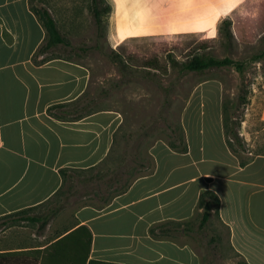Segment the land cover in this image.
Returning <instances> with one entry per match:
<instances>
[{
  "label": "crops",
  "instance_id": "0c3cea01",
  "mask_svg": "<svg viewBox=\"0 0 264 264\" xmlns=\"http://www.w3.org/2000/svg\"><path fill=\"white\" fill-rule=\"evenodd\" d=\"M108 1L110 39L118 44L144 19L130 17L129 6L144 2ZM150 1L151 12L165 0ZM31 4L0 0V264H85L88 252L86 264H203L187 239L155 237L151 229L193 221L202 212L199 199L206 190L220 199V221L232 249L247 264H264V151L254 155L229 146L219 80L200 83L185 105L181 123L188 151L155 142L153 169L107 206H83L52 219L43 230L25 220L40 215L41 208L19 214L52 199L62 186V169H89L104 161L124 120L116 110L75 121L49 115L50 107L88 92L91 72L66 58L36 60L46 31Z\"/></svg>",
  "mask_w": 264,
  "mask_h": 264
},
{
  "label": "rangeland",
  "instance_id": "374dc122",
  "mask_svg": "<svg viewBox=\"0 0 264 264\" xmlns=\"http://www.w3.org/2000/svg\"><path fill=\"white\" fill-rule=\"evenodd\" d=\"M140 5H130V17H144L135 32L113 44L110 39L112 12L105 18L103 32L95 23L91 0H35L33 6L48 8L71 44L59 47L48 55H38L36 60L62 57L86 65L91 72L87 99L91 106L81 114L99 110H116L123 115L111 154V169L123 171L131 179L150 171L152 144L173 138V131L182 128L181 116L194 89L206 80H219L224 86V105L234 121L241 123L239 133L248 153L264 151V0H163L152 5L142 0ZM150 12V13H149ZM119 16H116V20ZM230 21L233 44H225L222 27ZM197 54L218 58H231L245 63L244 84L249 95L240 103L242 78L233 67L211 69L203 73L173 68L170 57L183 63ZM119 56L125 64L115 62ZM261 57V58H257ZM157 59L161 70L146 67L148 61ZM173 130V131H172ZM90 176V174L86 175ZM89 177H87L88 179ZM76 179L69 197L51 201L39 214L58 204L64 208L53 219L73 213L76 209L104 205L93 194L90 183ZM124 181L127 179H123ZM57 204V205H56ZM200 213L191 225L193 233H174L176 240H188L198 251L203 264H242L243 259L228 242V231L216 215L200 229ZM174 227V226H173ZM187 236V238H185Z\"/></svg>",
  "mask_w": 264,
  "mask_h": 264
},
{
  "label": "trees",
  "instance_id": "16d2710c",
  "mask_svg": "<svg viewBox=\"0 0 264 264\" xmlns=\"http://www.w3.org/2000/svg\"><path fill=\"white\" fill-rule=\"evenodd\" d=\"M34 1L35 0H32L31 9L34 12V14L38 17V19L40 20L46 31L45 42L38 49L36 56L48 55L59 47L71 48V44L67 41V39L61 32L57 24V21L51 14L50 10L45 7L38 8L33 6ZM91 3H92V14L95 19V23L98 29L102 31V33H104L103 27L105 23V18H108L110 16L112 12V7L107 2V0H91ZM231 26L232 24L230 21H225L222 27V34L225 39V44L229 46V48L233 44V33L231 31ZM55 58H62V57H50V58L46 57L42 61H40V63H44ZM257 58H261V57H257ZM114 60L116 63L120 64V66H123V64H125V62L119 56H116ZM170 63L173 68L180 69L182 71H190L197 73H203L211 69L233 67L241 75L242 83L244 82L245 63L243 61L233 60L228 57L221 59L209 54H197L192 58H188V60L184 61L183 63H179L176 59L170 57ZM145 66L150 68H155L157 70H161V66L157 59H152L148 61ZM241 92L242 94L240 95V103L245 104L248 100L249 91L244 83L242 84ZM91 104H92V99L91 98L87 99V92H86L82 97H80L78 100L74 102L57 104L50 107L48 113L50 116L58 120L75 121L92 113L89 112L86 114H81L86 109H88L91 106ZM234 108L235 107L231 108V115L229 116V118H227L225 115L226 112H228V108L227 106L224 105V126L228 138V144L231 147V149L235 152L247 153L248 150L246 147V143L243 137L239 133V127L241 126V123L234 121L235 118L233 111ZM118 130L114 135V142L108 156L100 164L89 169L66 168L60 171L62 177V186L58 190V192H56V194L52 197V199L48 201L46 204L50 203L51 201H58L63 198L65 199V202H67L69 197L65 193V188L67 187L69 189L68 192L71 194V192L73 191V184L75 183L76 179H83L80 182L81 183L86 182V184L90 183L93 186V191H92L93 194L97 196L96 198L104 205L103 207H105L114 198L125 193L136 179H138L140 176L145 174L144 173V174L136 175L131 179L125 177V171H123V167H124L123 162L125 160L123 159L121 160L122 162L120 163L121 166L120 170L111 169V163L113 162V160H111V154L114 149V143ZM172 134H173V138H171L167 142L168 145L177 152L186 153L188 151V146L186 143L183 127L177 131L174 130ZM153 164L154 162L152 159V166L150 167V171L153 169ZM88 174H90V176H86ZM87 177L89 178L87 179ZM123 179H127V180L124 181ZM44 205L36 208L24 210L19 214L32 212L37 208H42ZM85 206H93V205H85ZM198 207L202 210L201 221L199 225L200 229L204 228V226L211 221L213 215H216L220 220V216H219L220 199L214 192L210 190H206L202 192V194L200 195ZM63 208L64 205H62L61 203L49 209L47 212L43 214L30 216L25 220L30 223H40V230H43L45 226L55 216H57ZM81 229H84V227L78 228L77 230L71 232L70 234L62 238L60 241H58L56 245L60 244L61 242H63L68 238L73 237L74 235H77V233H79ZM193 232H194V227L193 225H191L190 222L189 223L168 222L157 225L151 229L152 235L159 238H173L174 233H193ZM89 240L90 242L88 248L90 250L91 236ZM88 256H89V252L87 253V257L85 258V264L87 262ZM90 264H112V263L91 261ZM242 264H247V263L244 261V263Z\"/></svg>",
  "mask_w": 264,
  "mask_h": 264
},
{
  "label": "snow or ice",
  "instance_id": "6c2138e0",
  "mask_svg": "<svg viewBox=\"0 0 264 264\" xmlns=\"http://www.w3.org/2000/svg\"><path fill=\"white\" fill-rule=\"evenodd\" d=\"M224 2H227V3H232L233 0H224Z\"/></svg>",
  "mask_w": 264,
  "mask_h": 264
}]
</instances>
